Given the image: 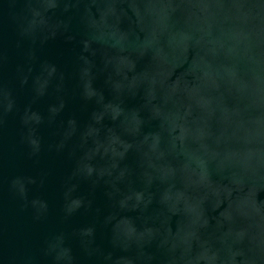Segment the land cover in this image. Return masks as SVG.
<instances>
[{"label": "water", "instance_id": "1", "mask_svg": "<svg viewBox=\"0 0 264 264\" xmlns=\"http://www.w3.org/2000/svg\"><path fill=\"white\" fill-rule=\"evenodd\" d=\"M0 264H264V0H0Z\"/></svg>", "mask_w": 264, "mask_h": 264}]
</instances>
